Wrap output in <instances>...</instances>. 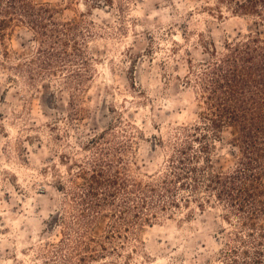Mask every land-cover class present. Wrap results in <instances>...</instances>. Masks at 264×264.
I'll use <instances>...</instances> for the list:
<instances>
[{
  "label": "rangeland",
  "instance_id": "374dc122",
  "mask_svg": "<svg viewBox=\"0 0 264 264\" xmlns=\"http://www.w3.org/2000/svg\"><path fill=\"white\" fill-rule=\"evenodd\" d=\"M245 2L35 0L53 12L47 31H6L0 264H264V218L251 226L203 178L190 190L196 176L186 168L188 179L177 180L171 162L188 141V165L201 176L237 163L235 129L212 137L208 152L207 139L187 140L183 129L200 121L196 79L211 54L251 33L264 37V10L237 6ZM100 161L123 179L158 185L156 205L167 208L140 227L121 219L122 208L103 210L89 232L94 253L76 252L85 230L81 175Z\"/></svg>",
  "mask_w": 264,
  "mask_h": 264
},
{
  "label": "trees",
  "instance_id": "16d2710c",
  "mask_svg": "<svg viewBox=\"0 0 264 264\" xmlns=\"http://www.w3.org/2000/svg\"><path fill=\"white\" fill-rule=\"evenodd\" d=\"M237 6L247 12L259 13L260 9L264 10V0H247ZM52 14L47 5L36 4L35 0H0V38L4 41L8 29L23 24L45 32L48 29L45 21L53 17ZM223 48L221 54H211V61L197 74L202 110L200 121L183 131L187 140L207 139L202 151L208 152L212 137H217L225 128L235 129L239 150L237 163L230 172L212 170L201 176L196 167L188 165V162L191 164L187 157L191 145L186 141L171 157L172 171L179 181L188 179L186 168L196 176L190 190L197 191L199 180L203 178L207 181L205 186L219 201L243 212L250 225L255 227V221L264 218V37L259 32L251 33L226 42ZM207 162L210 164L209 159ZM100 163L95 164L89 177L86 173L81 175L85 184L78 189L85 230L78 240L76 252L91 250L94 253L92 245L96 238L89 232L100 222L103 210L112 212L122 208L121 219L129 222L132 218L140 227L157 220L159 211L165 212L167 208L164 201V205H156V197H160L158 185L123 179L120 172L112 174L111 161ZM168 180L169 175L164 176L161 185L168 186ZM161 189L172 193L170 186ZM169 204L175 206L176 202L172 200ZM258 260V257L254 259L255 264H260Z\"/></svg>",
  "mask_w": 264,
  "mask_h": 264
}]
</instances>
